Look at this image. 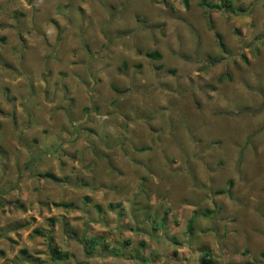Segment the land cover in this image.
<instances>
[{
  "label": "rangeland",
  "instance_id": "1",
  "mask_svg": "<svg viewBox=\"0 0 264 264\" xmlns=\"http://www.w3.org/2000/svg\"><path fill=\"white\" fill-rule=\"evenodd\" d=\"M199 1H0L43 44L0 71L54 107L0 151V264H264V0Z\"/></svg>",
  "mask_w": 264,
  "mask_h": 264
},
{
  "label": "crops",
  "instance_id": "2",
  "mask_svg": "<svg viewBox=\"0 0 264 264\" xmlns=\"http://www.w3.org/2000/svg\"><path fill=\"white\" fill-rule=\"evenodd\" d=\"M1 1V0H0ZM1 22V19H0ZM16 28L9 30H1L0 29V41L3 44L0 46V61L2 59H10V55L6 53L7 46H18L21 47H38L42 46L40 40H29L28 43L23 46V44H19L16 41ZM47 41L46 39L44 40ZM49 42V41H48ZM10 43V44H8ZM49 44V43H48ZM21 45V46H19ZM47 45V44H46ZM21 52V51H20ZM23 51L20 53L22 55ZM24 53H27L24 51ZM6 55L8 57H6ZM70 68H72L70 66ZM42 81V82H41ZM35 81L32 83L31 87L34 90L39 88V93L46 94V80ZM22 82L21 78H10L8 77V73L5 75L0 71V151H8V149H12V153L15 155L6 156L8 159L12 160V166L14 167L16 157L25 150H22L17 147L16 139L23 137L25 140H29L32 138L33 132H36V127L40 122L36 120L38 118L37 112H39V116L44 117L43 125L47 124L49 121L48 115H43L44 112H48L50 108H54L52 105L47 103H43L41 101L40 105H33L32 100L30 98L31 92L28 91L27 88L22 89L21 92L16 91V85ZM37 82V83H36ZM3 85V86H2ZM48 86V85H47ZM17 95H21L20 99L24 97L23 102L16 100L14 98ZM26 96V98H25ZM36 110H38L36 112ZM40 119V118H39ZM37 125V126H36ZM25 142V141H24ZM7 153V152H6ZM4 205L0 202V210Z\"/></svg>",
  "mask_w": 264,
  "mask_h": 264
},
{
  "label": "trees",
  "instance_id": "3",
  "mask_svg": "<svg viewBox=\"0 0 264 264\" xmlns=\"http://www.w3.org/2000/svg\"><path fill=\"white\" fill-rule=\"evenodd\" d=\"M182 4L184 6L185 9L189 8V0H182ZM229 1H225L224 2V6L223 7H229ZM198 6L200 8H216L218 9L219 7H213L211 5H208L204 0H200ZM207 28L209 31L213 32L214 28L212 25H210V23L207 24ZM213 37L217 43V46L219 47V49L224 52L225 51V46L223 44L221 35L218 34L217 32H213ZM138 54H141L140 51H137ZM145 57L151 60H160V55L157 52H150V53H146ZM42 177L44 178H48L52 181H59V179L55 178L53 174H44L42 175ZM229 185H231V182H229ZM226 191H218L216 194H224ZM228 193V192H227ZM55 207H61V208H66V207H70L71 205H65V204H54ZM207 213H209V211H207ZM165 218H163V222H165ZM187 231L190 233L192 231L191 228V221L189 222V225L187 226ZM36 234H38L40 236V234L37 231H34ZM46 240H48V247H49V251H50V256L52 258V260H56V261H62V260H67L68 259V255L66 253H61L60 251H58L55 247H50L51 245V241L48 237H46ZM83 244H84V250L85 253L90 255L92 254L95 245L98 244V241L96 239H87V240H83ZM22 254H26V252L23 250L21 251ZM207 257H209V255L207 253H203L202 256V264H212L211 261H209L208 259H206Z\"/></svg>",
  "mask_w": 264,
  "mask_h": 264
}]
</instances>
